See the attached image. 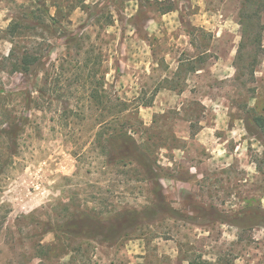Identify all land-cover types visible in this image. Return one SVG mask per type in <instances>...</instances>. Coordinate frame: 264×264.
Returning a JSON list of instances; mask_svg holds the SVG:
<instances>
[{
  "label": "rangeland",
  "instance_id": "374dc122",
  "mask_svg": "<svg viewBox=\"0 0 264 264\" xmlns=\"http://www.w3.org/2000/svg\"><path fill=\"white\" fill-rule=\"evenodd\" d=\"M42 1L52 17L59 9L52 30L80 41L44 34L30 80L11 73L12 43H0V264H264V141L246 121L264 113V0H86L98 7L92 16L75 8L80 0ZM43 10L0 0V30L31 12L45 19ZM94 76L106 96L139 105L120 122L171 176L165 196L184 216H161L115 247L60 232L75 212L109 218L154 201L136 165L106 166L93 146L100 126L85 94Z\"/></svg>",
  "mask_w": 264,
  "mask_h": 264
},
{
  "label": "trees",
  "instance_id": "16d2710c",
  "mask_svg": "<svg viewBox=\"0 0 264 264\" xmlns=\"http://www.w3.org/2000/svg\"><path fill=\"white\" fill-rule=\"evenodd\" d=\"M85 2L86 0H80L75 8H80L90 13L91 16L94 15V8L98 9V7L86 6ZM247 2L249 0H245L244 3L248 4ZM35 3L44 9L45 19L42 15L36 16L34 12H31L29 15H24L13 20L5 31L0 30V43L5 40H9L12 43L10 54L3 61L9 62L12 74L21 75L29 80L34 77L38 78L39 68L43 65V59L46 56L42 52L43 44L41 42L45 41L42 38L44 34H50L53 37L65 40V45L79 44L80 41L79 37L69 38L67 30L62 29L60 32L52 30L53 27H57L60 24L58 17L61 15L58 8L56 16L52 17L42 0H35ZM92 8L94 12L91 13L90 10ZM175 10L176 8L170 6L164 14L172 13ZM258 15L260 14H255V17H249L243 12L241 18L251 23V20L255 18L259 19ZM27 23L32 24L27 26ZM108 26L111 25L108 24ZM58 33L59 36H57ZM190 35L192 36V34ZM30 39H33L35 42L25 44V47L22 48V43L27 40L30 41ZM205 39L206 34L201 31L200 40L204 41ZM39 40L40 42H38ZM261 41L262 37L259 36L257 38L259 48H261ZM206 53L207 51H204L202 57H205ZM49 54L47 51V56ZM190 71L197 72L194 68H191ZM91 79L93 88L87 90L85 100L90 105V111L96 115V121L98 122V126H100L95 134L93 144L100 156L99 158L105 161L106 166L119 165L127 167L129 165H136L141 170L144 180L150 184L154 201L143 211L125 209L109 218H102L93 213L75 212L63 224L60 230L61 234L73 240L83 239L100 245L115 247L121 245L123 240L135 236L146 226H150L156 222L161 216L169 217L177 215L181 221H184V216L171 207L165 196L162 181L170 179L171 176L157 166L153 155L138 143L133 133L129 130L130 127L120 122L129 115L137 116L139 105L131 108L126 102L113 99L108 95L106 96L108 93L103 90V78L97 80V76H94ZM35 91L38 94V98L43 96L41 89ZM22 95L28 96L26 105L27 102L28 104L32 103V92H28V94L22 93ZM150 104H143L142 106L149 107ZM84 113L85 111L82 110V115ZM247 115L246 121L255 129L256 138L264 141V113L251 110ZM20 131L21 128L17 123L10 125V131L7 134L11 138L13 148L17 147ZM262 213L264 214V212ZM49 249L51 250V248ZM183 261H186L188 264H212L203 260L202 256H186ZM71 262L72 264H91V260L85 257L76 258L74 256Z\"/></svg>",
  "mask_w": 264,
  "mask_h": 264
}]
</instances>
